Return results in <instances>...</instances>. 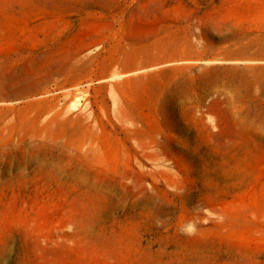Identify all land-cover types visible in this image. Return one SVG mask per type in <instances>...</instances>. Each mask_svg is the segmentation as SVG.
Wrapping results in <instances>:
<instances>
[{"label":"rangeland","instance_id":"374dc122","mask_svg":"<svg viewBox=\"0 0 264 264\" xmlns=\"http://www.w3.org/2000/svg\"><path fill=\"white\" fill-rule=\"evenodd\" d=\"M252 34L264 0H0V264H264ZM173 59L135 123L114 76ZM54 97L55 140L14 109Z\"/></svg>","mask_w":264,"mask_h":264},{"label":"bare ground","instance_id":"6f19581e","mask_svg":"<svg viewBox=\"0 0 264 264\" xmlns=\"http://www.w3.org/2000/svg\"><path fill=\"white\" fill-rule=\"evenodd\" d=\"M187 49L191 50V46H189ZM127 56L132 58L134 54H127ZM244 60L236 62H244L246 64V67L254 74L264 77V64L261 63L264 62V60L255 58H249L245 61ZM179 62L180 60L173 59L164 62L162 61L160 63L148 64L146 66H141L138 63H130L126 65L121 72L117 73L114 76L119 79L121 78L120 81L116 82L115 86L119 91H122L124 93V97L126 100L124 112L131 116L135 123H139L141 121L143 122L142 116L140 114L141 107L144 105H153L151 99H143V93L146 90H153L157 86L156 81L159 76L166 73L175 72L177 69H179ZM165 64H173V66L169 68H161ZM90 84L91 83H89V85ZM261 86L262 90L264 91V78L262 80ZM57 104V98L55 97L51 100L45 98L33 100L27 99L23 102L22 105L16 106L14 109L19 113L21 117V123L23 124H37V122L43 121V118H46L47 120H45L43 125L39 127V131L50 133L52 138L55 140V138H57L59 135H62V133L66 131V129H68L67 127H69L70 124L71 133H74L77 129H79L76 123H71L73 122L72 118L60 119L61 111L52 112V110L57 107ZM29 109H35L37 111L35 117L28 118L25 116L26 110ZM53 124L57 127V129L55 127H52ZM53 128H55L57 131H54ZM88 135L91 136L92 134L88 132Z\"/></svg>","mask_w":264,"mask_h":264},{"label":"water","instance_id":"95a60500","mask_svg":"<svg viewBox=\"0 0 264 264\" xmlns=\"http://www.w3.org/2000/svg\"><path fill=\"white\" fill-rule=\"evenodd\" d=\"M251 40L252 42H250ZM251 40L247 42L241 41V42L230 44L227 47V50L231 51L233 54H235V56L236 55L240 56L244 53L264 51V34H252ZM253 40L255 41L258 40V42L255 43V41L253 42ZM259 42L261 43L263 42V43L260 44Z\"/></svg>","mask_w":264,"mask_h":264}]
</instances>
